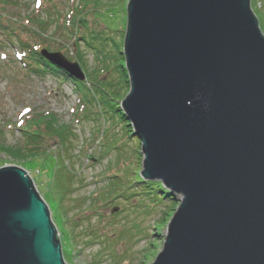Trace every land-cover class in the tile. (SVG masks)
I'll return each instance as SVG.
<instances>
[{
    "label": "water",
    "instance_id": "1",
    "mask_svg": "<svg viewBox=\"0 0 264 264\" xmlns=\"http://www.w3.org/2000/svg\"><path fill=\"white\" fill-rule=\"evenodd\" d=\"M41 54L85 79L60 52ZM123 54L140 176L180 195L152 264H264V34L251 0H129ZM0 264H66L15 165L0 167Z\"/></svg>",
    "mask_w": 264,
    "mask_h": 264
},
{
    "label": "rangeland",
    "instance_id": "2",
    "mask_svg": "<svg viewBox=\"0 0 264 264\" xmlns=\"http://www.w3.org/2000/svg\"><path fill=\"white\" fill-rule=\"evenodd\" d=\"M38 1L0 0V147L23 149L26 126L42 134L36 156L0 149V167L15 165L31 177L66 264H152L180 195L164 200L156 181L140 176L135 183L143 154L120 106L128 78L115 68L124 57L129 0ZM251 9L264 34V0H251ZM36 17L50 22L41 28ZM21 40L77 62L83 83L37 65ZM52 117L67 132L62 149L46 130Z\"/></svg>",
    "mask_w": 264,
    "mask_h": 264
},
{
    "label": "trees",
    "instance_id": "3",
    "mask_svg": "<svg viewBox=\"0 0 264 264\" xmlns=\"http://www.w3.org/2000/svg\"><path fill=\"white\" fill-rule=\"evenodd\" d=\"M39 6H41V5H39ZM32 15H34V13ZM77 15L80 16L81 13H79ZM75 19H76V21H78V23L80 25H83L84 26L85 21H86L85 18H83V17H76ZM34 20L37 21V23H39V25H40L41 28H43L44 26H46L48 24V22H50L49 19H47L45 21V20L39 19L37 17ZM12 32H13V30H12ZM19 46L21 48H26L27 53L29 55L28 58L30 60L34 61L37 65H40V63H41L40 66L42 68L43 67L50 68L53 71H55L56 73H62L64 75H66L67 78L72 79L63 70H61L60 68L54 66L53 64H51L47 60H45V58H43V56H41L40 51L37 49V47L35 45L34 46H29L26 42H23L21 40V41H19ZM24 55H26V54H24ZM118 58L119 59L117 61V65H116L115 68L116 69L117 68L120 69L124 73V76L126 78H128L127 72L125 71V67H124V61H125L124 60V57L121 54V56L118 57ZM72 80L75 81L74 79H72ZM75 82L77 84L78 83H83V82H79V81H75ZM128 92H129V82H128V79H127L125 93L123 94V98L126 96V93H128ZM82 101H83V98H82ZM35 122L36 121H32V124L34 123L36 125H39V124H37ZM47 124H48V126H47L46 130L49 133L58 136V138L60 139V142L58 144V147H59V149H62L64 142L67 141V136H66L67 135V132H66V130L64 128L60 129L61 127H56L55 126V120H54L53 117L51 118L50 122L47 123ZM33 128H34V126H33ZM21 131L23 132V137H24V144H23L24 145V148L23 149L21 147H12V146H7V145H2L0 147V149L3 150V152L5 154H7V155H9L10 157H13V158H24V157H27L28 158V157H31V156H36L37 155L36 150L38 148L37 138L41 137L42 134H40L39 130H32V126H30V127L29 126H26V127L22 128ZM48 152H51V151H48ZM48 152L45 153V155L43 157L47 156L48 155ZM135 178H136L135 183L136 184H139V182H137V179L138 180L141 179V177H140V171L138 172V174H136V177ZM155 183L157 184L156 190L159 191V193H162V196H163V199L164 200H173V196H174L173 194L164 192L163 189H162L163 186H162V184L160 182L156 181ZM149 190L150 191L151 190L154 191V189L151 188V187H149ZM148 194H151V192H148ZM151 199H152L151 201L153 203L158 202V200L155 197V193L153 194V196L151 197ZM158 204H159V202H158Z\"/></svg>",
    "mask_w": 264,
    "mask_h": 264
}]
</instances>
